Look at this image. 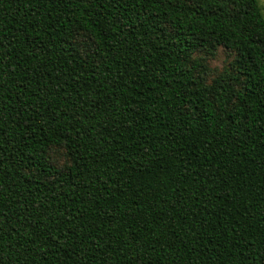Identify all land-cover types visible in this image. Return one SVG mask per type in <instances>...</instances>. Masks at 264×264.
<instances>
[{
	"label": "trees",
	"instance_id": "16d2710c",
	"mask_svg": "<svg viewBox=\"0 0 264 264\" xmlns=\"http://www.w3.org/2000/svg\"><path fill=\"white\" fill-rule=\"evenodd\" d=\"M263 12L0 0V264H264Z\"/></svg>",
	"mask_w": 264,
	"mask_h": 264
},
{
	"label": "rangeland",
	"instance_id": "374dc122",
	"mask_svg": "<svg viewBox=\"0 0 264 264\" xmlns=\"http://www.w3.org/2000/svg\"><path fill=\"white\" fill-rule=\"evenodd\" d=\"M257 5H259L260 7L264 6V0H256ZM263 18H264V12L262 13ZM223 57L224 55L221 54V52L217 55V57L213 60L210 61V65L211 66H216V67H220L223 61Z\"/></svg>",
	"mask_w": 264,
	"mask_h": 264
}]
</instances>
